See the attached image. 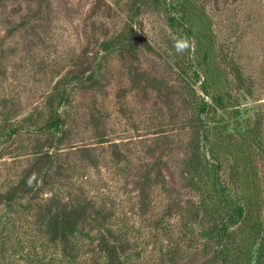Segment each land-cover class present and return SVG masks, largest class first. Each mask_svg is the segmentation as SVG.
<instances>
[{
	"label": "trees",
	"instance_id": "16d2710c",
	"mask_svg": "<svg viewBox=\"0 0 264 264\" xmlns=\"http://www.w3.org/2000/svg\"><path fill=\"white\" fill-rule=\"evenodd\" d=\"M43 2L35 0V7H28L32 14L29 20L38 19L45 11ZM126 4L122 28L103 39L100 50L131 53L134 59L140 49L157 54L136 25L140 14L151 7L164 14L178 37L194 39V50L180 55V62L174 59V64L185 77L201 79V95L190 97L189 102L196 125L183 171L186 186L197 193V200H169L161 215L146 223L156 232L151 236L156 238L159 230H170L166 220L176 212L183 231L199 229L205 255L212 264H251L252 260L264 264V101L255 98V79L245 73L234 55L226 53L222 45L216 46L208 0H126ZM23 16L18 23L8 24L5 37L29 24ZM95 62L87 75H64L56 80L45 92L41 106L24 118L28 132L35 133L36 138L25 163L18 164L10 175L0 176V185L5 187L0 191V264H82L83 257L87 264H138L137 236L129 230L130 222L112 220L103 199L88 196L83 185L71 191L59 189V183L72 176L67 170L73 165L71 151L60 147L74 127L68 86L74 81L79 88L100 90L105 74L101 61ZM134 72L128 69L132 82L143 78L150 86H158L156 80ZM13 109L17 114L16 107ZM10 114H2L0 157L5 152L3 144L21 125L14 123ZM100 118L92 114L88 121L98 137L104 135L99 129ZM116 150L117 164L127 160ZM19 151L24 154L26 150ZM78 151L80 161L97 165L94 149L87 146ZM159 166L150 162L134 172L141 217L147 215L154 187L168 191ZM52 190L51 195L44 196ZM165 236V244L160 243V259L163 263L170 259L174 264L183 245L172 233Z\"/></svg>",
	"mask_w": 264,
	"mask_h": 264
},
{
	"label": "rangeland",
	"instance_id": "374dc122",
	"mask_svg": "<svg viewBox=\"0 0 264 264\" xmlns=\"http://www.w3.org/2000/svg\"><path fill=\"white\" fill-rule=\"evenodd\" d=\"M208 1L216 46L222 45L226 53L242 64L245 73L255 79V98L264 101V0ZM213 5L216 9H212ZM28 7H35V0H0V123L2 114L11 113L10 119L21 124L3 144L0 176L10 175L18 164L25 163V157L32 155L30 148L36 134L28 132L24 118L41 106L50 86L64 75H87L95 61L100 60L105 74L100 90L79 88L73 85L74 81L68 86V109L74 127L60 147L62 151H71L73 165L67 170L72 176L63 179L59 189L71 191L72 187L83 185L88 196L94 194L103 199L112 220L114 217L130 222L129 230L133 229L132 235L137 236L138 264H172L169 255L168 263L160 259V243L165 244V235L170 233L183 245L174 264H212L205 255L199 229L183 231L176 212L166 220L170 230H159L157 239L151 236L156 234L153 227L146 224L161 215L169 200H197V193L186 186L183 171L196 125L189 102L190 97L201 95V79L187 74L185 77L174 64V59L182 60L183 54H178L174 47L182 35L178 37L172 32L163 13L148 7L136 25L157 54L140 49L134 59L131 53L100 50L101 41L122 28L126 0H44L45 11L38 19L30 20ZM24 14L29 24L5 37L8 24L18 23ZM128 69L156 80L159 87L150 86L143 78L132 82ZM15 107L17 114L12 111ZM92 114L101 117L102 137L95 136L88 123ZM44 137L41 134V139ZM87 146L97 156L94 167L80 161L78 149ZM115 147L127 160L117 164ZM19 150L26 151L22 154ZM150 162L159 163L168 191L154 187L147 215L141 217L134 172ZM4 188L0 185V191ZM87 260L83 257L82 264H87Z\"/></svg>",
	"mask_w": 264,
	"mask_h": 264
},
{
	"label": "clouds",
	"instance_id": "9594fccd",
	"mask_svg": "<svg viewBox=\"0 0 264 264\" xmlns=\"http://www.w3.org/2000/svg\"><path fill=\"white\" fill-rule=\"evenodd\" d=\"M174 47L176 49V52L178 54H183L185 52H188L190 50H194L195 48V42L194 39L188 38V37H180L177 38Z\"/></svg>",
	"mask_w": 264,
	"mask_h": 264
}]
</instances>
